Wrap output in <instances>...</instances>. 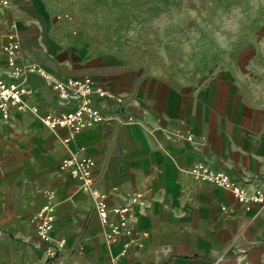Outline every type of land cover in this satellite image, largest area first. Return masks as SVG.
Instances as JSON below:
<instances>
[{
	"label": "crops",
	"instance_id": "crops-1",
	"mask_svg": "<svg viewBox=\"0 0 264 264\" xmlns=\"http://www.w3.org/2000/svg\"><path fill=\"white\" fill-rule=\"evenodd\" d=\"M8 1L0 78L11 73L4 46L15 38L24 63L62 79L91 77L121 101L95 98L105 120L71 136L42 116L74 104L30 75L25 110L0 116V264H264V206L192 172L204 162L249 192L264 190V22L239 44L234 71L228 58L208 57V24L197 35L192 9L149 24L140 17L166 10L150 0ZM187 131L193 140L177 136ZM73 152L92 158L93 188L109 208L145 192L147 205L125 218L114 242L96 197L59 169ZM47 190L57 196L52 238L67 240L54 261L53 244L36 233Z\"/></svg>",
	"mask_w": 264,
	"mask_h": 264
},
{
	"label": "built area",
	"instance_id": "built-area-1",
	"mask_svg": "<svg viewBox=\"0 0 264 264\" xmlns=\"http://www.w3.org/2000/svg\"><path fill=\"white\" fill-rule=\"evenodd\" d=\"M8 4V0H0V6ZM22 48L20 42L15 38H10L4 46L6 62L11 69V73L7 78H0V116L2 119L11 117L13 111L25 110L27 97L31 94V90L28 87V80L31 74H35L48 82L64 105L74 104L73 107L57 114L45 113L42 116V120L46 125L54 128H67L71 136L99 125L105 120L102 108L95 104V98L121 101L112 90L96 82L91 77L62 79L40 65L24 63L22 60ZM30 110L33 113L40 111L36 105H31ZM183 135L187 140H193L194 138V133L191 131H187V133L179 132L177 136L182 137ZM79 154L78 152H73L62 159L59 169L80 181L84 191H90L96 197L97 214L101 222L107 225L106 236L108 241L114 242L122 226L125 225V218L136 208H142L147 205L145 192H134L130 205L109 208L110 206L107 205L105 197L93 188L95 164L92 158ZM192 172L199 181L229 190L240 203L264 206L263 189L249 192L232 179L226 171L212 168L206 163L200 162L192 168ZM45 197V205L41 207L36 215V233L40 239L53 244V247L48 252L50 261H54L59 258L61 248L65 246L67 240L65 238L58 241L53 240L52 232L56 223L54 206L57 196L54 191L47 190ZM111 216L117 217L118 221L112 222L110 220Z\"/></svg>",
	"mask_w": 264,
	"mask_h": 264
},
{
	"label": "rangeland",
	"instance_id": "rangeland-1",
	"mask_svg": "<svg viewBox=\"0 0 264 264\" xmlns=\"http://www.w3.org/2000/svg\"><path fill=\"white\" fill-rule=\"evenodd\" d=\"M150 7H163L166 10L163 15L140 17L147 18L149 24L172 18L166 15L170 13L167 10L171 11L172 8L179 9L180 13L195 10L196 34L204 33L205 24H208V57L228 58L229 66L234 71L240 68L237 57L243 49L239 48V44L254 34L253 24L264 22V0H150ZM180 18L187 16L181 15Z\"/></svg>",
	"mask_w": 264,
	"mask_h": 264
}]
</instances>
